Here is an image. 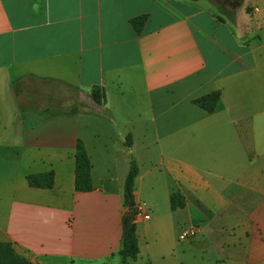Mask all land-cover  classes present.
<instances>
[{
	"label": "crops",
	"instance_id": "obj_1",
	"mask_svg": "<svg viewBox=\"0 0 264 264\" xmlns=\"http://www.w3.org/2000/svg\"><path fill=\"white\" fill-rule=\"evenodd\" d=\"M56 85L88 105L60 114ZM214 91L215 111L196 103ZM132 160L126 264H264V0H0V242L36 264H121ZM51 170L54 187L30 186Z\"/></svg>",
	"mask_w": 264,
	"mask_h": 264
},
{
	"label": "trees",
	"instance_id": "obj_2",
	"mask_svg": "<svg viewBox=\"0 0 264 264\" xmlns=\"http://www.w3.org/2000/svg\"><path fill=\"white\" fill-rule=\"evenodd\" d=\"M148 20V14H141L139 16L130 19L131 25L134 29L141 33L146 22ZM221 93L214 91L196 100L200 106L213 112L217 109L220 101ZM91 98L100 105H104L107 102L106 92L103 86L94 85L90 91ZM127 144L131 145V139L128 138ZM76 179L75 188L77 191H91L94 189L92 178V163L90 156L87 152L84 142L78 139L76 145ZM139 168L135 160L131 161L130 169L127 174L124 192H125V205L127 211L123 218L124 235L121 248L113 255L118 254L122 258L121 264H126L128 260L137 259L140 248L138 244V234L136 230L135 218L138 214V209L135 205L134 189L135 180L138 175ZM30 186L39 188H52L55 184V173L53 170L44 173H35L28 176ZM172 208L183 207L185 205L184 198L180 193H174L172 195ZM0 264H36L31 258L18 252L14 245L10 242H0ZM105 264V263H103Z\"/></svg>",
	"mask_w": 264,
	"mask_h": 264
},
{
	"label": "rangeland",
	"instance_id": "obj_3",
	"mask_svg": "<svg viewBox=\"0 0 264 264\" xmlns=\"http://www.w3.org/2000/svg\"><path fill=\"white\" fill-rule=\"evenodd\" d=\"M217 1V0H216ZM44 93H53L59 95V98L56 99H46L45 104L54 103L55 109H58L60 114H67L81 110L83 107H86L88 104L86 102V97L81 94L78 89L66 88L62 85H56L51 91ZM54 100V101H52ZM34 109L37 108L36 105L32 106ZM56 113V110H55ZM192 238L186 239L190 240Z\"/></svg>",
	"mask_w": 264,
	"mask_h": 264
},
{
	"label": "built area",
	"instance_id": "obj_4",
	"mask_svg": "<svg viewBox=\"0 0 264 264\" xmlns=\"http://www.w3.org/2000/svg\"><path fill=\"white\" fill-rule=\"evenodd\" d=\"M143 206H144V203H140L139 205L136 206L138 209V214H140L142 212ZM196 233H197L196 227L187 228L180 234V239L186 240L189 238H193V237H195Z\"/></svg>",
	"mask_w": 264,
	"mask_h": 264
},
{
	"label": "water",
	"instance_id": "obj_5",
	"mask_svg": "<svg viewBox=\"0 0 264 264\" xmlns=\"http://www.w3.org/2000/svg\"><path fill=\"white\" fill-rule=\"evenodd\" d=\"M132 205H135V203H133Z\"/></svg>",
	"mask_w": 264,
	"mask_h": 264
}]
</instances>
